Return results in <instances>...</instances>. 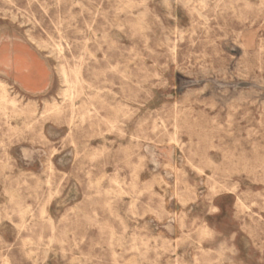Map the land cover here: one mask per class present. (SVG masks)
Wrapping results in <instances>:
<instances>
[{
  "label": "rangeland",
  "instance_id": "374dc122",
  "mask_svg": "<svg viewBox=\"0 0 264 264\" xmlns=\"http://www.w3.org/2000/svg\"><path fill=\"white\" fill-rule=\"evenodd\" d=\"M0 44L49 83L0 76V264H264V0H0Z\"/></svg>",
  "mask_w": 264,
  "mask_h": 264
},
{
  "label": "crops",
  "instance_id": "0c3cea01",
  "mask_svg": "<svg viewBox=\"0 0 264 264\" xmlns=\"http://www.w3.org/2000/svg\"><path fill=\"white\" fill-rule=\"evenodd\" d=\"M8 49H3V44H0V76L10 80L20 90L25 93L36 95L37 92L45 91L49 85L47 76L43 74L36 60H32L28 65L23 66L22 69L15 62L9 63L5 61L4 55L20 54L23 51L16 47L7 46Z\"/></svg>",
  "mask_w": 264,
  "mask_h": 264
},
{
  "label": "bare ground",
  "instance_id": "6f19581e",
  "mask_svg": "<svg viewBox=\"0 0 264 264\" xmlns=\"http://www.w3.org/2000/svg\"><path fill=\"white\" fill-rule=\"evenodd\" d=\"M52 32V31H51ZM244 43V42H243ZM67 45V44H66ZM36 47H38V46H36ZM3 49L4 50H7L8 49V47L7 46H5V45H3ZM49 55V54H48ZM95 59V58H94ZM50 65V64H49ZM48 65V66H49ZM60 72V71H59ZM59 74V73H58ZM57 74V75H58ZM60 76H61V78H62V80H63V83H65L66 85H67V89L65 90V92H64V96H65V98H69V99H73V97H74V94H75V91H76V89H77V87H78V85L80 84V77H79V74L78 73H76L75 74V80H72L71 79V77H70V75H69V73L67 72V70L66 69H62V71L60 72V74H59ZM61 80V81H62ZM2 82H4L3 80H1ZM9 92V91H8ZM8 92H7V89H6V87L4 86V84H2L1 85V92H0V110H6V105H8V104H11L12 106H13V108H15V109H19V107H17V104H16V101L15 100H11V99H9V97H8ZM60 95H61V93H60ZM58 96V95H57ZM61 97V96H60ZM63 99V98H62ZM57 106H55L54 107V109L56 110V111H59L60 109L59 108H56ZM20 111L22 112V113H27L26 111H25V109H23V108H21L20 109ZM226 119V118H225ZM18 127V126H17ZM174 133V132H173ZM179 149V148H178ZM164 152V151H163ZM166 155V154H165ZM53 165V164H52ZM49 179V178H48ZM102 181V180H101ZM96 185V184H95ZM171 196V195H170ZM50 216V215H49ZM51 217V216H50ZM52 220V219H51Z\"/></svg>",
  "mask_w": 264,
  "mask_h": 264
}]
</instances>
